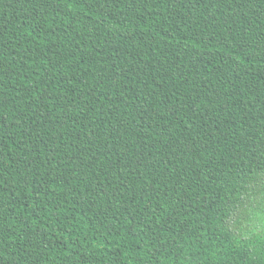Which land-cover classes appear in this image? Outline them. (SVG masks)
<instances>
[{
	"label": "trees",
	"instance_id": "1",
	"mask_svg": "<svg viewBox=\"0 0 264 264\" xmlns=\"http://www.w3.org/2000/svg\"><path fill=\"white\" fill-rule=\"evenodd\" d=\"M262 203L264 0H0V264H264Z\"/></svg>",
	"mask_w": 264,
	"mask_h": 264
},
{
	"label": "snow or ice",
	"instance_id": "2",
	"mask_svg": "<svg viewBox=\"0 0 264 264\" xmlns=\"http://www.w3.org/2000/svg\"><path fill=\"white\" fill-rule=\"evenodd\" d=\"M251 207L254 209L255 208V204H252ZM261 220L264 221V203H262V206H261Z\"/></svg>",
	"mask_w": 264,
	"mask_h": 264
}]
</instances>
